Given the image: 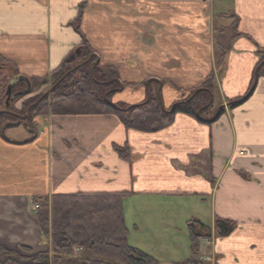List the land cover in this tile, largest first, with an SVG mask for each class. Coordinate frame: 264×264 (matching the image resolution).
<instances>
[{"label": "crops", "instance_id": "crops-1", "mask_svg": "<svg viewBox=\"0 0 264 264\" xmlns=\"http://www.w3.org/2000/svg\"><path fill=\"white\" fill-rule=\"evenodd\" d=\"M79 15L98 59L116 66L121 81L138 84L114 102L144 101L156 79L170 107L187 95L178 88L189 92L214 72L225 112L210 123L177 113L155 132L127 129L113 114L47 115L36 118V130L9 134L3 125L21 121L33 96L29 78L50 74L78 51L82 38L72 22ZM234 16L248 36L232 40ZM230 43L218 70L220 47ZM258 48L264 0H0V53L30 89L21 102L25 94L14 101L0 87V111L17 117L0 122V244L50 249L35 197L131 191L124 202L129 242L161 264L192 257L185 228L193 217L212 227L217 217L238 223L215 238L216 261L204 264H264V77L241 105L227 103L248 91ZM126 143L131 161L114 149Z\"/></svg>", "mask_w": 264, "mask_h": 264}, {"label": "trees", "instance_id": "trees-1", "mask_svg": "<svg viewBox=\"0 0 264 264\" xmlns=\"http://www.w3.org/2000/svg\"><path fill=\"white\" fill-rule=\"evenodd\" d=\"M234 19L230 27L232 40L248 36L238 31L239 19L236 16ZM80 20L79 15L72 22L82 38L78 51L71 53L50 74L29 78L32 85L30 93H36L46 85L43 91L24 102L21 113H26L27 118L21 121L29 128L36 130V118L47 115L113 114L119 117L127 129L155 132L170 126L177 113L199 117L200 121L210 123L225 112V106L218 102L219 91L214 72L199 87L189 92L178 88L187 95L170 107L164 105L159 88L161 81L156 79L150 81L148 97L144 101L114 102L113 96L118 91L138 84L121 81L116 66L103 64L98 59L81 30ZM231 47V43L227 47H220L218 70ZM256 55L259 60L251 85L245 94L227 100L229 109L245 102L254 92L258 78L264 77V48H258ZM4 69L15 71V75H18L15 64L0 53V70ZM8 82L9 80L0 78L4 94ZM19 84L23 86L19 87ZM25 86V78H22L14 86L18 89L14 90L25 89ZM221 105L223 108L217 116V109ZM172 107L173 111H170ZM12 115L11 111H0L1 124L7 118H17ZM114 149L122 159H133L132 148L128 143L115 144ZM238 172L247 179L251 178L245 171ZM131 194V191L71 192L56 193L51 197H35V201L43 202V206L37 209V218L43 238L50 249L34 252L31 247L24 245L14 250L0 244V264H161L153 255L129 242L130 228L125 217L124 202ZM237 227V221L221 217L216 218L214 227L198 218L189 219L187 229L192 257L177 264L207 263L199 259L203 240L226 237ZM79 246L84 250L76 252L75 249Z\"/></svg>", "mask_w": 264, "mask_h": 264}, {"label": "rangeland", "instance_id": "rangeland-1", "mask_svg": "<svg viewBox=\"0 0 264 264\" xmlns=\"http://www.w3.org/2000/svg\"><path fill=\"white\" fill-rule=\"evenodd\" d=\"M14 73H13V71L12 70H10V69H4V70H0V78L1 79H4L5 81L6 80H11V78L12 77H14L15 75H13ZM9 83V82H8ZM19 87H22L23 85L22 84H19L18 85ZM45 87H46V85H44L43 86V88L40 90V91H38V92H34V93H31L32 95H35V94H38L39 92H41V91H43L44 89H45ZM14 89H18V88H14ZM13 89V91H14V93H17L15 90ZM26 92H24V94H25V96L23 95V97H20L19 99L21 100V102H23V99H25V98H28V97H30V94H28V95H26L27 93H29V91H30V89L29 90H25ZM11 99V98H10ZM18 99H16V100H14V101H17ZM19 100V101H20ZM20 102V103H21ZM14 106L16 105V103L14 102V104H13ZM18 116V115H17ZM30 130L31 129H29V127L26 125V124H24V123H20V124H17V125H14V126H10V127H7V131H8V133L10 134V133H14V132H21V133H26V131H29L30 132ZM38 201H40V200H38ZM36 202V201H35ZM34 202V203H35ZM40 203H41V207L43 206V202L42 201H40ZM40 207V208H41ZM36 212H37V210H35ZM187 229V227L185 228V231L187 232L188 231V229ZM184 237H185V239H186V233H184ZM189 237V236H188ZM187 240V239H186ZM214 245V244H213ZM202 248H204V245H203V247ZM208 250H211L213 253H214V251H213V246H211L210 248H208ZM214 254H216V253H214ZM202 255V253L200 254V256ZM215 261H216V257H215ZM214 261V262H215Z\"/></svg>", "mask_w": 264, "mask_h": 264}, {"label": "water", "instance_id": "water-1", "mask_svg": "<svg viewBox=\"0 0 264 264\" xmlns=\"http://www.w3.org/2000/svg\"><path fill=\"white\" fill-rule=\"evenodd\" d=\"M22 78H25L23 77L22 75H15L14 77L11 78V80L9 81L8 85H7V91H6V94L7 96H10V98L13 100V99H17L19 98L20 96H22L24 94V92H26L25 90H22V91H18L17 93H13V88L14 86L16 85V83L21 80ZM28 81V80H27ZM254 91V89H253ZM252 91V92H253ZM13 93V95H12ZM12 95V96H11ZM250 95V94H249ZM162 108L165 109L164 105L162 104ZM223 108V106H220L218 107L217 109V116L220 112V110ZM170 111H173V107L170 109ZM198 116H200V112H198ZM18 117L20 119H26L27 118V114L25 113L24 115H18ZM21 121H18V122H12V123H6L5 125H3V130L7 127H10V126H13V125H17L19 124Z\"/></svg>", "mask_w": 264, "mask_h": 264}, {"label": "built area", "instance_id": "built-area-1", "mask_svg": "<svg viewBox=\"0 0 264 264\" xmlns=\"http://www.w3.org/2000/svg\"><path fill=\"white\" fill-rule=\"evenodd\" d=\"M40 207H41L40 201H36L33 204V208L35 210L39 209ZM213 244H214V238L204 240V248L202 251L201 259H203L205 261H214L215 260V254L211 250H208V248L213 246ZM75 250H76V252H80V251H83L84 248L79 246V247H76Z\"/></svg>", "mask_w": 264, "mask_h": 264}]
</instances>
